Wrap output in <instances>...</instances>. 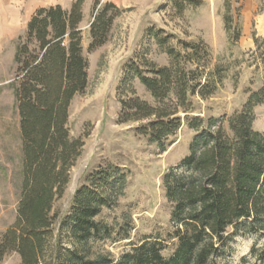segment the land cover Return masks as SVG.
<instances>
[{"label":"trees","instance_id":"obj_1","mask_svg":"<svg viewBox=\"0 0 264 264\" xmlns=\"http://www.w3.org/2000/svg\"><path fill=\"white\" fill-rule=\"evenodd\" d=\"M84 2L39 7L16 41L12 82L23 179L15 223L0 236V262L16 252L21 264H222L218 258L237 235H264V132L253 123L256 107L264 103V84L250 91L239 111L200 115L198 98H211L224 80L221 65L207 70L211 59L200 42L183 41L177 49L168 44L169 35L151 28L168 64L137 56L118 85V123L133 124L148 144L165 152L184 125L194 132L187 154L162 177L168 225L131 243L118 258L95 250L97 243L130 239L135 227L129 213L113 222L102 217L119 206L129 183V173L110 163L89 173L66 213L55 208L85 146L70 127L73 100L89 86ZM93 3L90 52L108 42L123 13L111 1ZM135 82L152 100L138 94ZM64 237L70 246L63 245Z\"/></svg>","mask_w":264,"mask_h":264},{"label":"rangeland","instance_id":"obj_2","mask_svg":"<svg viewBox=\"0 0 264 264\" xmlns=\"http://www.w3.org/2000/svg\"><path fill=\"white\" fill-rule=\"evenodd\" d=\"M72 1L0 0V236L14 225L22 192L23 145L12 82L16 41L39 7L58 3L68 8ZM93 1L85 0L81 25L89 86L84 94L75 96L70 107L72 134L82 135L85 146L71 171L66 193L55 208L61 214L70 209L77 188L92 170L108 163L123 167L129 173L126 194L117 208L105 210L102 217L113 222L129 213L135 224L132 237L107 240L94 247L118 258L131 243L168 225L170 206L164 197L162 177L187 154L194 135L184 125L175 142L162 152L136 135L133 124L118 123V85L127 63L139 56L168 64L166 49L152 37L151 28L162 36L169 35L168 44L177 49L183 41L200 42L209 51L211 66L207 70L221 65L224 80L211 98H198V112L205 117H223L239 111L250 91L264 84V0H102L119 5L123 13L117 17L108 42L90 52ZM135 85L139 95L152 100L143 86ZM253 123L255 130L264 132V103L256 107ZM263 243L261 233L237 235L218 261L260 264ZM63 245L70 246L67 237ZM0 264H21V257L15 252Z\"/></svg>","mask_w":264,"mask_h":264}]
</instances>
